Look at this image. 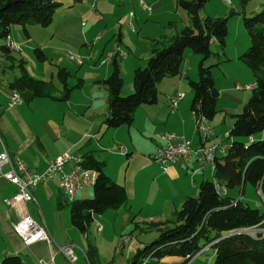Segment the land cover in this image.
I'll list each match as a JSON object with an SVG mask.
<instances>
[{
  "label": "trees",
  "instance_id": "trees-1",
  "mask_svg": "<svg viewBox=\"0 0 264 264\" xmlns=\"http://www.w3.org/2000/svg\"><path fill=\"white\" fill-rule=\"evenodd\" d=\"M207 1L176 0L189 16L191 26L183 27L162 44L154 43L145 66L134 69L133 91L127 96L120 94L124 81L116 56L112 57L111 72L102 80L108 91L106 128L131 124L138 107L156 103L157 83L181 73L186 49L201 56L198 78L189 80L192 90L190 108L195 118L207 122L214 118L219 92L214 85L212 66H205V61L214 54L210 47L212 39L221 49L224 48L227 18L200 17L199 12ZM60 5L56 0H0V39L8 38L14 24L20 25L25 32L30 24L49 25ZM243 24L250 44L238 59L251 70L254 91L242 110L233 116L229 136L234 140L227 151L215 159L213 181L202 180L197 195L186 198L174 216L162 223L158 236L138 248L126 264H158L166 256H178L184 263L187 256L198 253L206 245L214 250L213 264H264V231L224 236L238 230L264 228V208L252 207L216 191V185H221L226 189L239 188L242 195L244 186L250 184L264 196V138L248 142L250 137L264 130V10L243 16ZM11 51L6 42L0 43V54L11 57ZM34 52L39 60L46 58L39 47H35ZM18 66L20 75L14 77L8 86L25 102L36 97L67 100L71 92L83 84L81 78L72 84L70 72L65 67H58L56 77L62 90L60 96H55L52 82L28 75L22 59ZM83 165L96 172L92 196L70 201L69 213L71 224L86 235L95 215L125 205L127 196L124 186L104 172L103 161L88 153L83 155ZM153 225L158 227L159 224L151 223L144 229ZM84 256L87 264H111L100 261L97 247L91 242L86 244ZM0 264L26 262L19 255H4Z\"/></svg>",
  "mask_w": 264,
  "mask_h": 264
},
{
  "label": "crops",
  "instance_id": "crops-1",
  "mask_svg": "<svg viewBox=\"0 0 264 264\" xmlns=\"http://www.w3.org/2000/svg\"><path fill=\"white\" fill-rule=\"evenodd\" d=\"M93 1L95 2V0ZM120 1H122L123 8L127 6L129 9H132L131 12L134 13L133 17H135L134 10H141V8L139 7L140 0ZM220 2H222V4L228 5L227 3H230V0H220ZM93 3L91 6L94 5ZM203 7L199 12L200 17H217V14L207 12L204 10ZM261 7L264 8V5ZM96 11L97 10L95 9L94 13ZM95 14H98L99 17H103L101 12L97 11ZM81 22L82 21H80V23ZM81 26L83 27H81L80 34L83 40L85 41V46H92V41L95 40L97 43L100 40L101 33L94 36L93 39H90L87 36L89 33L88 29L86 28L87 24H85L84 22V24H82ZM93 26L94 25H90V28ZM94 27L96 28V25ZM11 29L12 28H10L8 38L12 42H22L24 39L20 35L19 29L14 28L12 29V31ZM25 33L29 35L28 31ZM163 38L164 35L160 37L150 35L148 37V40L150 41V43L152 42L151 49L155 42L157 44H162L168 40H165ZM237 38L238 37H236V41ZM249 44V39L248 42L243 41L241 42V48L236 49L237 47H235V53L233 55L229 54L231 58L237 61H232V59L229 60L232 61V64L230 69L228 70V73L224 74L222 78L223 80H218L220 79L219 76H216V78L213 77L214 85L219 92L216 103V109H218L219 111L220 107L225 108L223 100L229 103L226 106V109L228 111L225 112V114L217 115V111L214 118L209 121V126H211L212 134L209 138L206 139L205 144L208 145L214 142H219L224 148L223 151L219 150L216 152V158L221 157L227 151L231 142L234 140L229 136V131L234 120L233 116L241 111L240 108L242 103H245L248 98V93L237 91V89H239V91L241 90V83L238 82L237 79H235L236 82L233 88H231L228 81H230V79H232L234 76H236L237 78L241 77L239 72L236 73L237 71L242 70V67H240L239 65V59L236 55L239 56L241 52H243L242 49L249 46ZM122 52L124 54L122 53L121 55V53L117 51L115 55L116 58H118L119 56L122 59V61L120 62V69L123 73V84L125 87L123 86V89H121L120 94H124V88L125 93L132 90V73L134 69L141 67L143 65L142 63L147 60V58H143V56L136 55L133 51H130L129 49L126 52ZM185 54L186 59L182 63L181 73L174 77H165L157 83V102L154 104L141 105L135 111L131 124L121 125L112 129L106 128L104 125V120L107 114V89L98 92L94 90V93L90 97L89 101L85 102L86 105L84 107H81L80 104L71 100L70 96L72 92L67 100L48 98L52 101H35L36 103L34 104H37L38 107L40 106V104H43V102H45V104L49 107V112L51 114L48 116H44V114H46V110H43L42 112L36 110L37 112H35L34 107L32 105H29V102H31L35 98L28 102H25L20 97V101L18 103L9 106V97H12L13 92L16 91H11L8 86V83L12 80L11 78H7L4 75H2V78H0V136L10 155L21 158L27 163L28 167L32 171L41 173L47 167L49 160L54 159L67 151L72 153H79L82 156L84 154L91 153L98 160L104 162V172L112 180L124 186L127 196L126 204L116 209H107L103 213L97 214L98 221L102 220L104 216L110 214L113 229H108L107 225L104 224V228L100 231H97L96 224L95 227H93L94 233L96 232L95 242H93L89 239L88 231L87 234L84 235L76 228L83 235V237L86 238L88 242H91L97 247L99 259L101 262H107L104 258L105 249L104 246H101L102 244L96 242V239H101V237L104 236V229L105 233L108 231L110 232L111 230L115 231L116 228L120 231L126 229L129 226V215L127 207L128 209H131L133 205L137 204L136 212L142 213L143 211H145L147 201L150 200V195L149 191H147L145 178L143 179V181L140 182V177L138 176L139 169L141 167L145 165L153 166L156 172L160 175L154 176V180L158 181L159 183L161 181V176H168L178 181H183L184 179L189 178L192 181L193 186L189 188L180 187L175 192L170 193L168 196L159 195L157 201L156 199L152 200L153 202L149 205V214L146 220L159 221L158 227L156 229H141L140 238L135 239V241L133 240L134 242L130 243L131 245L129 244V247L127 249L128 252L126 253L128 257L122 258V260L116 264H126L127 260L131 258V255H133L138 248L148 243L152 238L154 239L159 233L158 229L163 227L162 223L168 221L174 216L175 212L180 208L183 201L186 198L190 197V195L198 193V186L202 180L213 181L214 168H211V166L207 164H200L193 157H190L188 160L180 159L178 162L168 165L167 168L169 169L166 172H160L157 169L155 163L153 164L149 161L150 154H152L156 146L159 144V140L156 138L158 133H175L176 135L182 136L184 139H186L192 146H196L202 142L200 141V136L195 128V116L193 115V112L190 108L192 90L189 86V80H196V76L198 74L196 63L198 64L199 61L198 57L196 56V53L186 50ZM75 55H73L72 58L77 64L83 65L86 62V58ZM93 56H95V54H93ZM87 57H89V59L92 58V56ZM112 57L113 56H111L110 59L107 57V59L103 63L106 65V68H104L106 69V72L101 73V75L99 76H93V79H96V77H104L100 80L101 82L110 74L112 69ZM187 58L190 59L189 65ZM143 59L146 60L143 61ZM58 67L62 66H57V68ZM87 68H90V70L97 69V67L94 65H89ZM98 79H96V81H99ZM253 86L254 85H249L247 87H250L249 89H252ZM61 90L62 89H60L59 93L56 95L54 93V95L60 96ZM179 92L183 93V97L181 100H179L177 106L172 109L171 107H169L168 102ZM36 98L38 100V98L47 97ZM23 102L29 104L25 107ZM47 102L56 103L53 106H50ZM114 129L116 130L112 132V139L124 143L125 145L123 147H125L126 149L125 152L122 153L119 150L120 153H111L109 154V156L107 155L105 157L97 155L94 152L95 147H97L98 145L99 147H105L100 144L98 140V135L100 133H103V135L108 134V130ZM122 135H127L129 137L130 142L128 144L127 142H124V140L120 139ZM136 137L137 139L142 138L145 141H147V138L150 139V141H147L149 145L148 150L146 151L148 154L147 156H144L138 152V143L136 142L135 144V141L133 140ZM228 138L230 139L229 144L226 143ZM262 138H264V130L262 132L254 134L248 139V142H251L253 140H259ZM94 140L97 141V145ZM116 145L122 147L123 144ZM123 155L127 157L129 165L131 166L130 171L128 172V170H126L124 174H120V172L117 171L115 174H113V172H111L113 171L112 168L109 167L111 156H114L112 160L115 159V157H120L121 160H123ZM107 166L108 168L106 169ZM7 169L8 166H4L3 170ZM207 172H209L211 178H206L208 175ZM154 180H150V183L155 184ZM246 185L244 186V192H246L247 190ZM81 188L77 189L75 193L78 197V190H80ZM233 189H235V192L237 190L239 196L230 195L228 189H226V194L236 199L242 200V195L244 194V192L241 195L239 188ZM91 190L92 188L88 191V194H86V196H90ZM193 191L195 192L193 193ZM256 191L258 192L259 190L256 189ZM15 192L16 186L14 184L8 182L4 178L0 179V254L2 255V257L4 255H19L21 258H23L21 256V252H24L28 256L26 259L23 258L26 264H39V259L48 260L51 253H53V247L45 241H38L28 246L23 244L21 238L13 230L12 223L17 221L24 214H28L33 218L37 219L38 221L43 222L52 239V243H54L55 245H76V243H78L76 240L77 236L74 235V233L71 234L72 231H70L69 226L66 225L63 229V224L61 223L60 225L56 217L52 216L49 219L48 213L45 209V203L48 200L55 201V199H57L58 205H63L61 199L64 197V195L60 189L58 175H54L44 180L34 188V201L27 203H18L14 206L6 205L4 203V200L6 198H10ZM260 196L262 202H255L252 207H258L261 209L264 208V196L261 194ZM76 199H81V197H75L74 200ZM242 201L244 202V200ZM70 225L72 228L74 227L71 223ZM259 229V232L264 231V228ZM97 232H101V234H97ZM62 233H65L66 236H63ZM126 235L128 236L121 237L120 247H124L126 243L130 242L129 237H134L131 234ZM85 247L86 245L81 244L82 252H80V246H74V252L77 255V260L74 262V264H76L77 261L81 262V264H87L84 256ZM208 248H211L210 245L204 246V251H202L201 254L207 251ZM57 256L58 254L54 256V264H59L57 261ZM213 258L214 250L212 252L211 262L213 261ZM196 259H198V257ZM195 260H193L191 264H195ZM158 264H181V258L178 256H166L161 258Z\"/></svg>",
  "mask_w": 264,
  "mask_h": 264
},
{
  "label": "rangeland",
  "instance_id": "rangeland-1",
  "mask_svg": "<svg viewBox=\"0 0 264 264\" xmlns=\"http://www.w3.org/2000/svg\"><path fill=\"white\" fill-rule=\"evenodd\" d=\"M56 1L60 2L61 5L55 10L52 22L49 25H27L26 29L29 35H27L22 30V27L20 25L14 24L11 26L12 29H19L20 35L23 37L24 40L22 42L14 41L15 43L21 46V49L19 46H16L17 50H12L10 52L11 57H7L6 54H0V78H2V75H4L7 78L13 79L14 77L20 75V69L18 64L19 61L22 59L24 60V67L28 75L37 80L45 82L52 81V84L56 88V95L59 93L60 89H62L56 77L57 66H65L71 74L70 82L72 84L77 78H81L83 81L82 87L74 89L70 96L71 100L80 104L81 107H84L86 105L85 102L89 101L90 97L94 93V90L97 92L106 90V87L104 86L102 81L100 82V80L104 77H96V79L99 78V81H96V79H93V76H99L101 75V73L106 72V69H104L106 68V65L103 63L105 62L107 57L110 59L111 56L116 55L117 51L122 54V51L126 52L129 49L130 51H133L136 55H140L143 56V58L148 59L150 57V55L148 54H151L152 43H150V41L148 40V37L150 35L157 37L164 35L163 39L166 40L174 36L183 27L191 26L189 16L182 8L177 6L176 0H145L147 3L144 0H140L145 3L146 8L142 7V5L139 3V7L141 8V10H134L135 17H133L134 13L131 12L132 9H129L127 6L123 8L122 1L120 0H95V2L93 0ZM92 3L94 4L93 6H91ZM262 3H264V0H230V3H227L228 5H226L222 4L220 0H209L206 4H204L203 8L205 11L212 12V14H217V17L227 18V34L225 37L224 48L221 49L214 41V39H212L210 42V47L214 54L211 55L205 61V66H212L210 70L214 78H216V76H219L220 79L218 80H223L222 78L224 74L228 73L232 61L235 60L231 58L229 54L233 55L235 53V47H237L236 49L241 48V42H248L249 37L244 28L243 16H252L257 12L264 10V8L261 7L264 5ZM95 9L98 12H101L103 17H99L98 14H95L97 12L96 11L94 13ZM80 21L82 22L80 23ZM84 22L85 24H87L86 28L89 31L87 36L90 39H93L94 36L101 33L100 40L97 43L95 40L92 41V46H85V41L81 37L80 32L81 27H83L81 25L84 24ZM90 25H96V28L94 26V28H90ZM236 37H238L237 41ZM3 42H6V40L0 39V43ZM35 47H40L42 49L44 55L46 56L44 60H39V58H37L34 52ZM247 48L248 46L246 48H243L242 51L244 52ZM186 50L191 51L190 49ZM71 54H78L75 56H82L83 58H86V62L83 65L77 64L72 58L73 55ZM93 54H95V56H93ZM87 56H92V58L89 59V57ZM196 56L198 57V61H200L199 59H201V56L199 54H196ZM236 56L238 57V55ZM116 59L120 67V62L122 61V59L119 56ZM185 59L186 54L184 52L183 60ZM230 59H232V61H229ZM144 60L146 59H143V61ZM187 60L189 65L190 59L187 58ZM146 61L142 63L143 65L141 67L145 66ZM238 61L240 67H242V70L237 71L236 73L239 72L241 77L237 78L236 76H234L232 79H230V81H228V83L230 84L231 88H233L236 82L235 79H237L238 82L241 83V90L239 91V89H237V91L248 93L247 100L241 105L240 110H242V108L245 106L254 91V86L252 89H249L250 87H247L249 85H254V78L251 70L242 61ZM89 65H94L97 67V69L90 70V68H87ZM196 67H198L197 63ZM120 72L122 76L123 73L121 69ZM122 78L124 77L122 76ZM197 78L198 74L196 76V79ZM132 91L133 88L131 91L125 93L124 88V94H121V96H127L132 93ZM35 101H52L51 99L38 98L37 100V98H35L31 102H29L30 104L28 103L29 105H32L34 107L35 112H37L36 110H39L40 112L46 110V114H44V116H48L51 114L49 112V107L45 104V102H43V104H40V106L38 107L37 104H34L36 103ZM223 101L225 108L220 107L219 111L217 109V115L225 114V112L228 111L226 109V106L229 103L225 100ZM23 103L25 107L28 105L25 102ZM47 103L50 106H53L56 102ZM115 130L116 129L108 130V134L104 133L105 135H103V133H100L98 135V140L100 144L105 147H99V145L95 147L94 152L97 155L105 157L107 155L109 156V154L111 153H120V147L116 144H123L122 147L125 144L120 141H115V139H112V132ZM120 139L124 140V142H127V144L130 142V139L127 135H122ZM133 140L135 141V144L136 142L138 143V152L144 156H147L148 154L146 151L148 150L149 146L147 141H150V139L147 138V141H145L142 138L137 139L136 137ZM94 142L97 145V141L94 140ZM226 143H230L229 138L227 139ZM112 158H114V156H111L109 167L112 168L113 171L111 172H113V174H115L117 171H119L120 174H124L126 170H128V172L130 171L131 166L129 165V162L125 155H123V160H121L120 157H115V159L113 160ZM149 161L150 163H155L157 169L160 172H166L169 169H165L164 167L162 168V166H160L156 161L152 160L151 158H149ZM107 168L108 166L106 167V169ZM207 174L208 175L206 178H211L209 172H207ZM156 175L160 176L153 166L145 165L139 169L138 176L140 177V182L143 181V179L145 178L147 191H149L150 195V200L147 201L145 211H143L142 213L136 212L137 204L133 205L131 209H128L127 207L129 215V226L121 231L116 228L115 231L111 230L110 232L108 231L106 233L104 229V236L101 237V239H96L97 243L102 244V247L104 246V258L107 262H111V264H116L121 261L122 258L128 257L126 253L128 252L127 249L129 247V244L133 243L135 239L140 238V229L149 227L151 223L159 224V221L146 220L149 214V205L153 202V199H156L157 201L159 195L168 196L170 193L175 192L180 187L189 188L193 186L192 181L189 178H186L183 181H178L168 176H161V181L159 183L158 181L154 180V176ZM150 180H154L155 184L150 183ZM91 188L92 186L84 185L80 190H78L79 197L76 194L75 197H81V199L91 197L92 190L90 196H86V194H88V191ZM246 189V192H244V194L242 195V200H244V202L248 203L251 206H253L255 202H262L260 190L258 191V193L256 189L250 184L246 185ZM228 190L230 195L239 196L237 190L236 192L235 189ZM194 192L195 191H193V193ZM196 194L197 193H195L194 195H190V197H194L196 196ZM61 200L63 202V205H58L57 199H55V201H46L45 209L48 213V217L49 219L52 216L56 217L59 221V224H63V229L66 225L69 226L70 231H72L71 234L74 233V235L77 236L76 240L78 243H76V245L74 244V246H80L79 251L82 252L81 244L86 245L88 241L76 228L71 227L69 213L70 202H68L65 197H63ZM96 224L101 225L102 229L105 226L104 224L107 225L108 229H113L110 214L104 216L103 219L100 221H98L97 215L94 216V220L88 230L89 239L93 242H95L96 238V232L94 233L93 227H95ZM156 227L157 226L153 225L149 229H156ZM101 232H97V234H101ZM126 234H131L134 237H129L130 242L126 243L124 247H120L121 237L128 236ZM62 235L66 236L65 233H62ZM152 240L154 239L152 238L150 241ZM51 246L53 247V252H55V244ZM201 250L204 251L203 248ZM212 252L213 248H208L207 251L203 252L198 256V259L194 261L195 264H213L214 259L211 262ZM57 254V261L59 264H68L60 253ZM21 256L24 259L28 257L24 252H21ZM1 258L2 255L0 254V259ZM76 264H81V262L77 261Z\"/></svg>",
  "mask_w": 264,
  "mask_h": 264
},
{
  "label": "built area",
  "instance_id": "built-area-1",
  "mask_svg": "<svg viewBox=\"0 0 264 264\" xmlns=\"http://www.w3.org/2000/svg\"><path fill=\"white\" fill-rule=\"evenodd\" d=\"M139 2L142 7L146 8L145 3ZM7 39L6 42H9L10 45L20 46ZM182 97L183 93H177L175 97L169 100V107L175 108ZM14 104L13 99L9 97L8 105L12 106ZM194 120L195 128L200 136V141H202L201 143L192 146L186 139L175 133H158L156 138L159 140V144L149 157L162 166V168H167L168 165L176 163L180 159L188 160L190 157L195 158L200 164L215 167L216 152L219 150L223 151L224 148L219 142L206 145V139L212 134L211 126H207L206 119L194 117ZM119 150L122 152V150L126 149L125 147H120ZM4 166H8V169L3 170ZM54 175L59 176V185L64 197L68 201H73L77 189L84 185H91V179H95L96 172L83 165V156L81 154L69 151L49 160L43 172H34L24 160L10 155L0 136V179L4 178L16 186V192L10 198L4 200L6 205L14 206L18 203L34 201V188ZM216 191L221 195L226 194V188L221 185H216ZM12 228L26 246L38 241H45L49 245L54 244L46 226L28 214L21 216L17 221L12 223ZM96 229L100 231L102 226L97 225ZM55 249L56 251L50 255L48 260L39 259L38 263L54 264V256L57 253H60L70 264H74L77 260L74 245H55ZM200 254L195 253L187 256L185 262L181 264H191Z\"/></svg>",
  "mask_w": 264,
  "mask_h": 264
},
{
  "label": "bare ground",
  "instance_id": "bare-ground-1",
  "mask_svg": "<svg viewBox=\"0 0 264 264\" xmlns=\"http://www.w3.org/2000/svg\"><path fill=\"white\" fill-rule=\"evenodd\" d=\"M6 45H7V47H9L11 50H17V49H16L17 47H16V46H13V45H10L9 42H6ZM19 47H20V46H19ZM10 97H11V96H10ZM11 98L13 99V101H14L15 103H18V102L20 101V96H19L18 92H13ZM207 126H209V122H207ZM124 152H125V150H122V153H124ZM211 168H213V167H211ZM94 180H95V179H91V185H93ZM201 251H203V250H199V252H201Z\"/></svg>",
  "mask_w": 264,
  "mask_h": 264
},
{
  "label": "water",
  "instance_id": "water-1",
  "mask_svg": "<svg viewBox=\"0 0 264 264\" xmlns=\"http://www.w3.org/2000/svg\"><path fill=\"white\" fill-rule=\"evenodd\" d=\"M258 230H260V229H259V228H258V229H255V228H251V229H243V230L235 231V232H233V233H229V234L224 235V236H228V235H230V234H234V233H237V232H249V231L256 232V231H258ZM261 230H262V229H261Z\"/></svg>",
  "mask_w": 264,
  "mask_h": 264
}]
</instances>
